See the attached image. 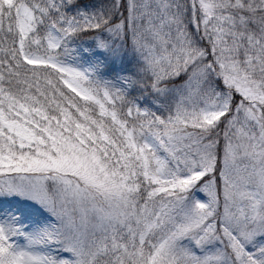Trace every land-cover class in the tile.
I'll return each mask as SVG.
<instances>
[{"label": "snow or ice", "instance_id": "1", "mask_svg": "<svg viewBox=\"0 0 264 264\" xmlns=\"http://www.w3.org/2000/svg\"><path fill=\"white\" fill-rule=\"evenodd\" d=\"M0 264H264V0H0Z\"/></svg>", "mask_w": 264, "mask_h": 264}]
</instances>
